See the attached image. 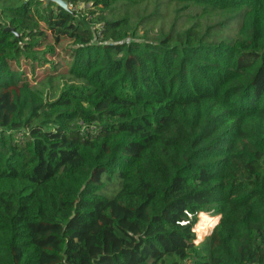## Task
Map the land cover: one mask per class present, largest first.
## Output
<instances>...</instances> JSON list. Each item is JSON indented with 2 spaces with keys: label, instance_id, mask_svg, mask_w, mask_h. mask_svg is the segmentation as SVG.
Instances as JSON below:
<instances>
[{
  "label": "trees",
  "instance_id": "1",
  "mask_svg": "<svg viewBox=\"0 0 264 264\" xmlns=\"http://www.w3.org/2000/svg\"><path fill=\"white\" fill-rule=\"evenodd\" d=\"M68 1L0 0V264H264V0Z\"/></svg>",
  "mask_w": 264,
  "mask_h": 264
},
{
  "label": "rangeland",
  "instance_id": "2",
  "mask_svg": "<svg viewBox=\"0 0 264 264\" xmlns=\"http://www.w3.org/2000/svg\"><path fill=\"white\" fill-rule=\"evenodd\" d=\"M89 10H90V8L89 9H86L84 11H87L88 12ZM168 21L171 22V17L169 18ZM69 46H71L70 42L65 41L63 48L69 47ZM56 50L62 56L64 54V50L65 49L62 50L61 47L58 46ZM53 60H54V63L55 62H58L56 64V66H57V72H63L65 66H64L63 62L61 61V59L59 57H57L56 59H53ZM21 66L22 67H26L25 61H22L21 62ZM43 69H46L47 70V74L51 73V70H52V64H51V62L48 63L47 65H45L43 68L37 67L35 69L34 76H32V77L30 76L31 77L30 78V81H31V83L33 85H35V84H43L44 81H43L42 78L45 76V73H43ZM217 220H218L217 217H204V216H201L200 221L197 223V225L195 227V230H196V233L198 235V238L202 240L204 238L205 234L207 232H209V229L211 228L212 225H214V223Z\"/></svg>",
  "mask_w": 264,
  "mask_h": 264
},
{
  "label": "built area",
  "instance_id": "3",
  "mask_svg": "<svg viewBox=\"0 0 264 264\" xmlns=\"http://www.w3.org/2000/svg\"><path fill=\"white\" fill-rule=\"evenodd\" d=\"M67 2V9L68 10H78V9H81L83 8L84 4L81 3V2H77V5H73L71 2H69L68 0H65Z\"/></svg>",
  "mask_w": 264,
  "mask_h": 264
},
{
  "label": "water",
  "instance_id": "4",
  "mask_svg": "<svg viewBox=\"0 0 264 264\" xmlns=\"http://www.w3.org/2000/svg\"><path fill=\"white\" fill-rule=\"evenodd\" d=\"M46 4L53 2L64 9H67V2L65 0H45Z\"/></svg>",
  "mask_w": 264,
  "mask_h": 264
}]
</instances>
